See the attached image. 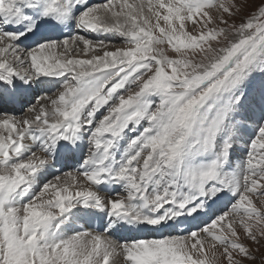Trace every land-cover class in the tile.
I'll list each match as a JSON object with an SVG mask.
<instances>
[{
  "label": "snow or ice",
  "instance_id": "1",
  "mask_svg": "<svg viewBox=\"0 0 264 264\" xmlns=\"http://www.w3.org/2000/svg\"><path fill=\"white\" fill-rule=\"evenodd\" d=\"M261 249L264 0H0V264Z\"/></svg>",
  "mask_w": 264,
  "mask_h": 264
},
{
  "label": "rangeland",
  "instance_id": "2",
  "mask_svg": "<svg viewBox=\"0 0 264 264\" xmlns=\"http://www.w3.org/2000/svg\"><path fill=\"white\" fill-rule=\"evenodd\" d=\"M256 3H259V0H255ZM101 38H104V36H102ZM117 46H119V40L117 39ZM45 88V87H44ZM20 111H23V109H21ZM254 133V126H249L247 131L244 133V139L247 140L249 138L250 135H252ZM244 147V145L242 143H238V149H242ZM261 252H264V249H261ZM260 253H257V256L259 257ZM257 264H259V262L257 261Z\"/></svg>",
  "mask_w": 264,
  "mask_h": 264
},
{
  "label": "bare ground",
  "instance_id": "3",
  "mask_svg": "<svg viewBox=\"0 0 264 264\" xmlns=\"http://www.w3.org/2000/svg\"><path fill=\"white\" fill-rule=\"evenodd\" d=\"M94 2H103V0H98V1L94 0ZM44 91H45L44 86H34V90L31 93L33 102L35 101V97L43 94Z\"/></svg>",
  "mask_w": 264,
  "mask_h": 264
}]
</instances>
